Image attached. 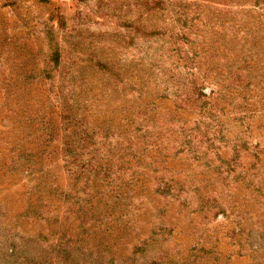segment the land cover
Listing matches in <instances>:
<instances>
[{
	"label": "rangeland",
	"instance_id": "obj_1",
	"mask_svg": "<svg viewBox=\"0 0 264 264\" xmlns=\"http://www.w3.org/2000/svg\"><path fill=\"white\" fill-rule=\"evenodd\" d=\"M5 3L0 7V264H264V210L254 205L260 196L238 193L239 208L229 210L226 218L198 211L202 195L189 209L171 197L145 193L125 196L116 205L101 204L99 211L97 205V211L88 209L89 204L76 208L71 196L50 205L47 216L52 221L46 222L24 214L31 178L7 172L15 164L13 147L28 140L34 145V139L43 143L49 119L60 127L54 99L60 94L52 84H58L63 66L74 62L86 69L77 94L80 103L88 100L85 95H112L111 105L122 102L124 95H140L144 106L155 104L165 115L180 114L177 119L186 125L179 132L181 139L188 130L203 127L202 117L209 111L202 103L209 102L211 92L225 95L230 103H244L245 97L254 104L248 109L260 113L245 123V138L253 146L241 150L239 160L242 170L256 174L261 184L264 81L256 79L249 87L247 83L250 75H264V63H251L252 72L245 71L242 82L227 79L218 85V79L229 74L209 58L211 45L203 44L210 37L207 28L195 21L193 28L182 30L181 22L163 11L158 0H0V6ZM187 98L198 101L185 103ZM231 106H226L223 143L215 141L208 150L204 136L195 137L201 141L200 153L208 151L213 169L220 157L232 158L233 144L225 145L241 130L240 123L227 119ZM257 152L259 162L252 156ZM174 169H189V178L199 181L206 199L218 197L215 192L223 189L221 182L213 181V171L201 164L184 160ZM84 210L88 224L81 222ZM249 218L251 233L241 241L233 231L239 230L237 222L245 225Z\"/></svg>",
	"mask_w": 264,
	"mask_h": 264
},
{
	"label": "trees",
	"instance_id": "obj_2",
	"mask_svg": "<svg viewBox=\"0 0 264 264\" xmlns=\"http://www.w3.org/2000/svg\"><path fill=\"white\" fill-rule=\"evenodd\" d=\"M158 4L163 11L171 13L181 22L182 30L193 28L191 24L195 21H200L207 28L210 37L203 44L211 45L209 58H213V64H220L229 74L218 79V85L222 86L227 79L242 82L245 71L249 74L252 72L251 63H264V0H158ZM192 7H195L194 11ZM202 15L204 20H201ZM178 39H182L180 33ZM54 58L61 68L58 51L54 53ZM228 61L231 65H224L223 62ZM103 66L106 67L105 64ZM63 69L58 84L51 83L60 94L54 95L60 127L57 129V122L49 119L48 129L43 133V143H40V139H34V145L30 140L22 141L10 150V153H15V161H12L15 164L7 172L31 178L27 189L28 207L24 214L50 222L52 218L47 216L50 205L63 198L66 201L73 196L76 208L82 209L89 204L88 209L99 211L101 204L116 205L125 196L145 193L171 197L187 209L195 202L194 198L202 195L199 203L197 201L198 211L204 215H223L225 218L229 210L239 208L236 199L237 194L242 193L245 198L248 195L251 199L260 196V199H254V205L259 203L264 210V180L261 184L257 182L258 179L255 181L258 178L256 174L242 170L239 160L241 150L253 146L245 138L248 131L246 128L243 130L245 123L260 113L258 109H248L254 104L246 101L245 97L244 103H230L225 95L211 92L209 102L202 103L209 111L202 117L205 121L203 127L188 130L190 133L181 139L179 132L186 125L179 122L180 114H176V117L165 115L156 110L155 104L144 106L140 95H124L118 105H111L112 95H85L88 100L82 104L77 94L82 86L81 75L83 70L86 71L85 67L72 62ZM260 69L264 71V68ZM250 78L248 87L256 79H261V83L264 81V75L253 74ZM196 101L197 98L193 101L187 98L184 102ZM226 106L232 108L227 119L240 123L241 130H238V135L235 134L234 142H226L225 145L233 144L232 158L224 160L220 157L221 163L213 169L207 159L208 151L200 153L197 145L201 141L195 137L202 134L206 139L203 144H207L208 150L215 146V141L223 143L227 138L223 130ZM261 106L264 108V104ZM87 118L92 121L87 122ZM175 133L179 136L175 137ZM185 149L187 155L183 156ZM259 152L252 155L257 162ZM59 157L56 161L55 158ZM183 159L207 167L209 173L213 171L212 174L216 176L213 181L217 184L221 182L223 188L215 192H219L218 197L204 198L206 194L199 188V181L189 178V169H174ZM78 196L87 197V200L83 202L76 198ZM82 216L81 222L88 224V211L84 210ZM237 216L241 219L240 212ZM248 224L252 225L250 218L246 226L241 221L237 222L239 230L233 231L234 236L241 241L248 237L251 233L247 232L250 228Z\"/></svg>",
	"mask_w": 264,
	"mask_h": 264
}]
</instances>
